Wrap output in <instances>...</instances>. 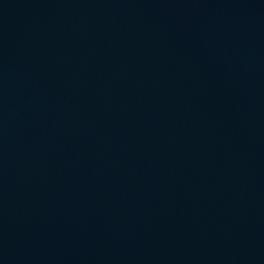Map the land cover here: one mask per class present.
<instances>
[{"label":"water","instance_id":"1","mask_svg":"<svg viewBox=\"0 0 264 264\" xmlns=\"http://www.w3.org/2000/svg\"><path fill=\"white\" fill-rule=\"evenodd\" d=\"M0 264H264V0H0Z\"/></svg>","mask_w":264,"mask_h":264}]
</instances>
